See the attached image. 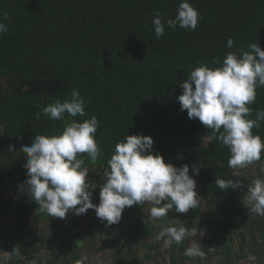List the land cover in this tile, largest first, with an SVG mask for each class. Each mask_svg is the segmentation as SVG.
<instances>
[{
  "label": "trees",
  "instance_id": "1",
  "mask_svg": "<svg viewBox=\"0 0 264 264\" xmlns=\"http://www.w3.org/2000/svg\"><path fill=\"white\" fill-rule=\"evenodd\" d=\"M11 1L9 12L0 1V14H8L3 21L8 31L0 33L3 168L24 165L21 148L31 146L37 135H59L68 122L95 116L104 182L108 160L127 134L151 136L153 154H161L165 163L188 164L189 170L193 164L207 167L199 172L197 190L212 208L210 218L217 210L239 207L241 189L222 190L215 184L216 178L239 179L228 167L229 148L219 140L210 142L212 130L180 111L179 85L201 64L220 67L228 52L249 51L254 42L264 50V0H188L199 13L196 29L165 26L161 37L155 34L153 14L174 19L181 0ZM216 57L220 63L212 64ZM73 89L84 100L85 115L65 112L53 120L42 114L45 106L70 99ZM248 107L247 118L253 120L264 110V86L256 88V100ZM259 123L252 133L264 141V120ZM251 165H264V151ZM141 210L133 205L123 212Z\"/></svg>",
  "mask_w": 264,
  "mask_h": 264
},
{
  "label": "clouds",
  "instance_id": "2",
  "mask_svg": "<svg viewBox=\"0 0 264 264\" xmlns=\"http://www.w3.org/2000/svg\"><path fill=\"white\" fill-rule=\"evenodd\" d=\"M8 19L5 13L0 19V33L8 31L3 22ZM199 21L198 10L188 0H181L174 19L163 20L162 14H153L152 24L157 37L164 34L165 26L175 30L177 26L195 30ZM233 40L227 41V47L233 48ZM249 51L237 54L228 52L220 67L211 68L201 64L194 68L179 86L182 94L178 97L180 111L187 110L189 119H198L203 126L211 129L207 139L219 140L228 146L230 158L228 166L236 170L243 169L260 161L264 151V141L259 135H253L252 129L260 127L264 120V110L257 111L256 119H248L251 105L256 100V88L264 86V50L254 42L248 45ZM212 64L220 63L218 57ZM67 112L71 116L85 115L84 100L78 90L71 91V98L57 100L45 106L42 114L53 120H60ZM41 113H37L39 119ZM99 122L95 116L83 122H68L61 134L37 135L31 146H23L25 153L26 179L18 188L28 191L29 196L54 218L65 219L69 212L84 215L93 209L101 221L107 225L119 223L125 208L143 205L153 220L167 217L175 208L176 213H188L199 205L195 175L200 166L180 167L171 162L165 163L164 157L153 154V139L145 135H128L118 143L114 154L108 160L105 169V182L100 187L99 204L92 202L95 189L87 181L89 169L78 154L87 153L95 163L100 149L95 141ZM215 184L222 190H239L244 186L240 179L216 178ZM244 207L256 215L264 216V179L255 178L247 187L243 200ZM198 223V222H197ZM205 229L197 225L192 228L180 226H161L156 236L166 245L181 244L185 240L191 243L185 248L184 255L199 258L205 264L206 253L198 237L204 236ZM18 247L9 252L19 256ZM254 260L255 257H250ZM2 264V262H0ZM78 264H91L88 256H83ZM95 264H102L96 260Z\"/></svg>",
  "mask_w": 264,
  "mask_h": 264
},
{
  "label": "crops",
  "instance_id": "3",
  "mask_svg": "<svg viewBox=\"0 0 264 264\" xmlns=\"http://www.w3.org/2000/svg\"><path fill=\"white\" fill-rule=\"evenodd\" d=\"M237 175L244 186L239 207L217 210L215 219L209 216L212 208L199 197L196 213L172 209L167 217L153 220L145 208L139 213L123 212L119 223L109 226L93 209L84 215L69 212L65 219L49 216L31 199L26 185L25 190L18 188L26 179L23 164L3 168L0 159V190L6 183L16 192L13 204L0 195V262L24 264L34 258L39 264H78L86 255L91 264L96 260L102 264H201L199 258L184 255L190 240L169 246L156 239L161 226L197 225L205 229L204 236L198 237L206 253L205 264H264V216L251 213L243 205L252 180L264 179V165H249ZM14 247L19 248L20 255L9 259Z\"/></svg>",
  "mask_w": 264,
  "mask_h": 264
},
{
  "label": "rangeland",
  "instance_id": "4",
  "mask_svg": "<svg viewBox=\"0 0 264 264\" xmlns=\"http://www.w3.org/2000/svg\"><path fill=\"white\" fill-rule=\"evenodd\" d=\"M0 1H3V3L5 4V7H6V10L9 12L13 9L12 7V1L11 0H0ZM14 11V10H13ZM12 11V12H13ZM4 15V11L2 14H0V19H2ZM14 28H15V25H13ZM13 34H15L13 32ZM33 40H36V39H33ZM78 158V157H77ZM84 161V167L88 168L89 169V172H88V177H87V181L88 182H91L93 184V186L95 187V189L93 190L92 192V202L95 204L96 202L99 203V195H100V187L103 185L104 181L103 179L100 177L99 175V170L101 169V160H100V155L98 156L97 160L95 161V163H93L91 161V158L90 156L87 154L85 155L84 157L80 158ZM25 164V163H24ZM229 167V166H228ZM207 167L206 166H203V167H200V171H205ZM230 170V169H229ZM231 171V170H230ZM233 174H235L233 171H231ZM189 174L192 175V169L189 170ZM199 175V174H198ZM198 175H195L194 176V179L196 180V184H197V187L199 186V182H200V178L198 177ZM237 175V174H235ZM239 176V175H238ZM197 187H196V191L198 192L197 190ZM200 195V193L198 192V196ZM146 203L145 202V206L143 205H138L141 207V209H145L146 207ZM175 210V208H173Z\"/></svg>",
  "mask_w": 264,
  "mask_h": 264
},
{
  "label": "built area",
  "instance_id": "5",
  "mask_svg": "<svg viewBox=\"0 0 264 264\" xmlns=\"http://www.w3.org/2000/svg\"><path fill=\"white\" fill-rule=\"evenodd\" d=\"M0 195L6 201H10V200L16 198V192L10 184H4V186L2 187ZM24 264H39V263L36 259L29 258L25 261Z\"/></svg>",
  "mask_w": 264,
  "mask_h": 264
}]
</instances>
